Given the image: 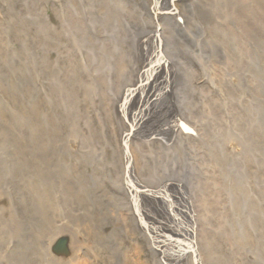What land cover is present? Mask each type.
I'll use <instances>...</instances> for the list:
<instances>
[{"label": "bare ground", "instance_id": "bare-ground-1", "mask_svg": "<svg viewBox=\"0 0 264 264\" xmlns=\"http://www.w3.org/2000/svg\"><path fill=\"white\" fill-rule=\"evenodd\" d=\"M3 1L0 0V11L7 17L12 32L9 44L4 42V46H9L4 49L8 60L14 62L17 69L21 66L33 80L30 65L35 57L31 55L40 56L43 61L40 74L44 80L51 82L57 77L66 80L73 90H69L65 101L71 112L77 110L75 123L79 126L71 129V133L78 131L77 149L70 151L66 146L68 152L64 149L58 156L54 153L49 157L51 164L45 174L49 179L44 182V188L36 189L30 183L18 187L22 200L18 216L22 217L12 222L20 239H15L14 234L7 238L14 247L19 242L28 249L4 252L8 258L0 259V264L15 259H21L23 264H51L53 260L45 256L46 246L51 249L58 238L61 221L65 219L72 222V228L80 230L73 242L76 256L67 264H97L93 246H96V254L104 253L102 264H136L134 252L139 259H146V264H197L195 258L200 251L203 264H215L220 258V243L208 232L212 227H208L219 228L224 233L234 229L235 221L244 220V216L237 215L240 204L252 201L241 188L232 186L234 192L242 196L236 198L229 209L221 191L223 183L218 177L205 176L207 156L204 152L198 153L199 149L190 147L189 157L185 159L162 156L175 151L171 144L163 143V137L173 138L179 131L188 134L196 130L189 119L200 116L201 105L196 95L201 97L204 91L207 94L208 71L196 72L176 51L184 49L183 54L188 55L202 47L185 35L178 37L177 42L173 39L174 44L161 37L160 28L165 18L172 19L175 25L181 24L182 19L175 12L184 0H149L153 26L150 33L136 36L122 28L114 33L116 40L112 45L103 39L99 62L95 63L96 72L101 69V73L98 77L91 74L86 77L94 91L82 114L76 101V62L67 46V38L70 30L84 37L87 23L79 8L85 10L90 0H58L57 3L56 0H13L12 11L3 7ZM93 1L102 3L113 13H128L123 8L126 6L115 0ZM47 9L54 11L55 22L47 16ZM3 25L0 21V35L5 30ZM83 39L85 44L90 43ZM183 40L189 47L182 46ZM32 42L36 45V54L31 48L23 53ZM115 44L117 51L120 50L118 55L113 52ZM51 50L56 51L55 60L50 57ZM131 54L134 62H131ZM104 63L112 64L111 74H102ZM129 69L130 76L125 74ZM238 70L251 73L257 83L256 90L264 94V82L251 65L247 63ZM200 79L204 84H198ZM30 82L21 113L33 118L25 130L21 124L18 126L36 155L42 157L48 147L52 152L59 131L55 128L47 141L43 139L39 104L33 98L37 92L33 81ZM183 85H187L184 90ZM95 92L100 94L99 98ZM91 107L97 110H89ZM39 147L40 150H36ZM108 148L110 157L106 152ZM51 185L54 190L49 192ZM57 200H61L60 210L55 208ZM255 211L258 213L260 208L256 206ZM9 213L7 210L3 215ZM258 222L255 219V225ZM3 223L9 224L4 218ZM225 258L235 264L232 258L226 255Z\"/></svg>", "mask_w": 264, "mask_h": 264}, {"label": "rangeland", "instance_id": "rangeland-1", "mask_svg": "<svg viewBox=\"0 0 264 264\" xmlns=\"http://www.w3.org/2000/svg\"><path fill=\"white\" fill-rule=\"evenodd\" d=\"M68 1L76 2V0ZM115 2L126 6L123 8L128 13H113L110 8L103 7L101 2L98 4L90 0L85 10L79 8L81 16L87 23L86 28L83 29L85 33L82 32L84 37L75 30L69 31L67 46L71 49V55L76 62L75 72L78 74L76 101L80 106L81 114L87 107L86 102L90 93L94 91L92 82L86 81V77L90 74L98 77L97 74L101 73V69L96 72L98 69L95 63L99 62L98 52L103 46V39H106V44L112 45L116 40L114 33H119L122 28L136 36L152 31H150L153 26L148 10L149 0H115ZM6 6L12 11L13 0H4L3 7ZM46 12L51 21L55 22L54 11L47 9ZM175 13L182 19L181 24L175 25L172 19L165 18L160 28L161 37L163 35L165 40L170 39L172 43L173 39L177 42V38L181 35L195 40L202 50L198 47L196 53L192 51L188 55L183 54L184 49H176V51L180 54L181 60L186 61L196 72L199 70L203 73L206 70L209 75L205 84L207 94L204 91L201 97L196 95L201 105L200 116L189 118L192 120L190 125H195L196 130L188 134L179 131L173 138L163 137V140L161 139L163 143L171 144L175 151L170 155L162 156L185 159L189 157L190 147L199 149L198 153L204 152L207 156L205 176L218 177L223 183L221 191L223 198L230 205L229 209H232V202L242 196V193L234 192L232 186L241 188V192H246L247 198L252 203L243 202L240 204V209H237V215L244 216L245 221L243 219L235 221V228H230L225 233L219 228L208 227H212L208 232L213 233L215 241L220 243L218 245L220 258L215 264H230L225 255L230 260L232 258L235 264H264V94L256 90L257 83L252 79L254 77L251 73L238 70L248 63L264 82V0H184L179 6V11ZM0 21L5 25H3L5 30L0 35V137L2 140L0 141V228L1 226L4 228L0 229V251L3 252L0 259L5 260L8 258L4 254L6 251L9 254L14 250L18 253L28 249L18 241L14 247L11 239L7 238L14 234L15 239H20L16 225L12 222L22 217V215L18 216L20 211L18 208L22 203L18 187L30 183L34 184L36 189L44 188L46 185L44 182L49 179L45 175L49 172L51 164L49 157L54 153L58 156L64 149L66 150V146L70 151L77 149L78 131L73 130L71 133V129L73 126L74 128L79 126L75 123L79 114L75 115L77 110L71 112L69 104L65 101L69 90H73L66 80L60 77L53 78L51 82L43 79L40 74V67L43 66L40 56L31 55L35 59L31 65L32 61L28 64L31 70L33 68V80L21 70V66L17 69L15 63L8 60L4 49H9V46H4V42L9 44L8 39L12 37V32L7 17L1 11ZM83 38L88 39L90 43L85 44ZM182 42L184 43L182 46L189 47L186 40ZM116 45L113 52L114 54L117 52L118 55L120 50L117 51ZM29 48L36 54L34 42L27 44L26 52L23 53H28ZM55 52V50L50 51L52 60H55ZM132 54L135 56L138 53ZM132 54L131 62H134L135 57ZM102 66L103 75L112 73L110 71L113 70L112 64L104 63ZM125 74L130 76V69L126 70ZM30 81H33L37 92L34 93L33 98L39 104L43 139L47 141L55 128L59 131L52 145V152L48 147L47 154L42 157L36 155V151L29 145L27 136L18 126L21 124V128L25 130L28 121H32L33 118L31 115L21 113L23 104L27 101V87H31L32 84ZM113 83L111 79V85ZM198 84H204L203 80L200 79ZM186 86L183 85V90ZM95 93L96 98H99L100 94ZM64 102L67 103V107ZM92 107L89 110H97V107L96 109ZM36 150L39 151L40 147ZM106 152L110 157L109 148ZM53 187L54 185H51L47 190L53 191ZM51 202L50 199V206ZM59 203L61 200H57L55 204L57 210L61 209ZM256 206L260 208L258 213L255 211ZM7 210L10 213L3 215ZM2 217L9 224H4ZM255 219L259 221L256 225ZM72 226L69 219L61 221V228L56 234L64 235L60 236V240L67 243L74 242V237L80 230ZM246 226L248 229L245 231ZM223 234L226 235L224 238L221 237ZM235 234L239 237L236 238ZM7 243L10 245H5ZM55 243L52 245L54 246ZM95 249L96 246L93 247V253ZM139 252L142 253L141 250ZM46 255L53 260L51 264H67L76 256L75 254L73 258L65 260L53 254L52 248L49 249L47 246ZM97 257L96 263L102 264L105 259L104 253L97 254ZM195 261L197 264H203L201 251L197 252ZM135 263L146 264V259H139L138 256ZM7 264H23V262L21 259H15L14 262L11 260Z\"/></svg>", "mask_w": 264, "mask_h": 264}, {"label": "water", "instance_id": "water-1", "mask_svg": "<svg viewBox=\"0 0 264 264\" xmlns=\"http://www.w3.org/2000/svg\"><path fill=\"white\" fill-rule=\"evenodd\" d=\"M51 248L53 254H55L57 257H63L65 260L73 258L76 254L73 243L69 242L67 244V242L64 240L58 241L54 246L52 245Z\"/></svg>", "mask_w": 264, "mask_h": 264}]
</instances>
